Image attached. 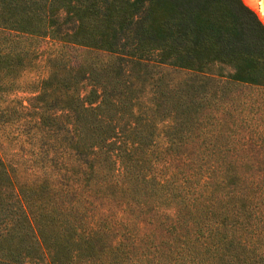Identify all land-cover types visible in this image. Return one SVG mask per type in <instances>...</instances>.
I'll return each mask as SVG.
<instances>
[{
    "label": "trees",
    "instance_id": "1",
    "mask_svg": "<svg viewBox=\"0 0 264 264\" xmlns=\"http://www.w3.org/2000/svg\"><path fill=\"white\" fill-rule=\"evenodd\" d=\"M0 30L59 43L62 70L91 51L107 53L97 66L115 80L129 65L181 74L170 134L136 137L158 104L109 114L107 84L81 91L77 80L61 105L70 150L31 184L0 155V264H264V165L181 147L246 141L230 88L264 93V24L242 0H0ZM207 159L218 162L195 163Z\"/></svg>",
    "mask_w": 264,
    "mask_h": 264
},
{
    "label": "rangeland",
    "instance_id": "2",
    "mask_svg": "<svg viewBox=\"0 0 264 264\" xmlns=\"http://www.w3.org/2000/svg\"><path fill=\"white\" fill-rule=\"evenodd\" d=\"M242 1L264 24L258 4L251 6L249 0ZM259 1L256 0V3ZM58 45L52 40H31L0 30V51L3 53L5 49L12 54L0 60V111L5 119L0 124V155L13 168V175L19 184L37 182L43 176L42 169L49 158L59 159L63 151L70 150L73 138L71 116L70 112L61 109V105L69 102L68 97H71L77 80H80L77 86L81 91L83 88L85 91L90 90L99 78L107 84V92L113 94L104 107L109 114L118 110L125 114L131 106L145 110L149 104H158L152 126H138L136 137L141 136L149 141L159 133L172 132L171 127H168L171 122L168 107L173 100L169 90L174 89L181 77L180 73L164 66L129 65L124 76L115 80L112 74L101 72L97 66L103 62L107 53L99 55L91 51L83 54L79 63H68L65 70H62V66L58 65L61 62L57 58ZM17 52L20 55H16ZM74 54L76 56L72 50L65 61L73 60L71 57H75ZM83 70L87 71V77L81 74ZM211 70L228 72L230 69L226 66H213ZM184 78H191V75H185ZM116 84H121L118 88L122 91L117 97L114 95L116 88H113ZM230 91L234 97L229 104L230 116L236 125L237 121L240 122L246 116V123L242 124L246 129V141L234 140L233 145L220 143L210 146L199 142L197 145L184 144L181 147L234 152L237 153L231 157L234 163L264 165V141L260 140L264 134V93L255 90L239 92V89L234 88H230ZM114 98L118 101L116 106L112 105L111 99ZM51 114L53 116L48 119ZM211 129L217 130L216 127ZM164 144L161 140H155L154 151L159 152ZM243 148H247L246 151ZM217 162V159H207L195 163L211 165Z\"/></svg>",
    "mask_w": 264,
    "mask_h": 264
},
{
    "label": "bare ground",
    "instance_id": "3",
    "mask_svg": "<svg viewBox=\"0 0 264 264\" xmlns=\"http://www.w3.org/2000/svg\"><path fill=\"white\" fill-rule=\"evenodd\" d=\"M249 4L251 6L258 4V11L260 15L264 18V0H260L258 3H256V0H249Z\"/></svg>",
    "mask_w": 264,
    "mask_h": 264
}]
</instances>
